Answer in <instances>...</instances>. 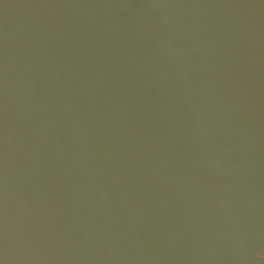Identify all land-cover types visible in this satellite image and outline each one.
<instances>
[{"label":"water","instance_id":"95a60500","mask_svg":"<svg viewBox=\"0 0 264 264\" xmlns=\"http://www.w3.org/2000/svg\"><path fill=\"white\" fill-rule=\"evenodd\" d=\"M0 264H264V0H0Z\"/></svg>","mask_w":264,"mask_h":264}]
</instances>
